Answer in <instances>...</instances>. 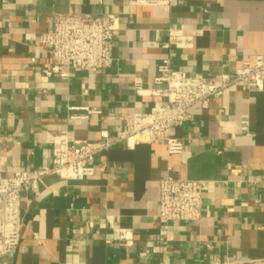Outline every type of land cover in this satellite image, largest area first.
<instances>
[{
    "label": "crops",
    "instance_id": "1",
    "mask_svg": "<svg viewBox=\"0 0 264 264\" xmlns=\"http://www.w3.org/2000/svg\"><path fill=\"white\" fill-rule=\"evenodd\" d=\"M67 13L119 17L109 67L48 74L53 62L39 37ZM170 28L192 36L193 47L164 49ZM254 55H264V0H0V175L51 166L62 133L96 145L102 130L118 137L122 117L147 113L159 100L152 89L165 57L174 69L218 83ZM193 112L175 129L182 154H168L163 140L116 143L95 157L93 176H50L24 192L20 243L0 264L264 258V90L231 87ZM168 172L203 182L197 222H160V181Z\"/></svg>",
    "mask_w": 264,
    "mask_h": 264
},
{
    "label": "built area",
    "instance_id": "2",
    "mask_svg": "<svg viewBox=\"0 0 264 264\" xmlns=\"http://www.w3.org/2000/svg\"><path fill=\"white\" fill-rule=\"evenodd\" d=\"M120 29L117 15L103 13L84 17L72 13L57 14L53 27L40 37V44L53 62L49 75L68 78L76 71L102 70L113 61V42ZM189 49L193 37L182 30L170 28L164 49L171 47ZM155 102L147 113H130L122 117L124 129L111 140L106 130L100 132L98 145L88 140H69L66 133L57 138L51 166L22 170L14 176L0 175V257L13 252L21 239V197L26 191L38 189L44 180L56 176L61 180H84L95 173V157L109 150L116 143L132 145L152 144L163 140L170 155L182 154L185 141L175 129L194 119V109L202 111L210 107L215 98L224 95L226 89L243 91L264 90V55H254L242 60L232 76L223 75L218 83L209 82L203 75H187L174 69L169 57L157 67L154 79ZM142 85L135 86L138 93ZM88 114L100 111L85 108ZM204 184L202 181L183 178L168 172L160 181L158 217L161 223L171 221L197 222L203 209ZM109 225L116 227L110 219ZM105 227V224H102ZM120 239L127 236L119 230ZM222 264H264V258L231 259Z\"/></svg>",
    "mask_w": 264,
    "mask_h": 264
}]
</instances>
